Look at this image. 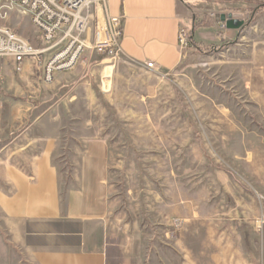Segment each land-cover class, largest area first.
Returning a JSON list of instances; mask_svg holds the SVG:
<instances>
[{"label":"rangeland","instance_id":"rangeland-1","mask_svg":"<svg viewBox=\"0 0 264 264\" xmlns=\"http://www.w3.org/2000/svg\"><path fill=\"white\" fill-rule=\"evenodd\" d=\"M0 25L41 46L20 7L0 4ZM246 31L229 47H192L161 73L87 48L81 66L91 73L60 85H43L38 71L24 81L0 58V147L42 124L35 133L57 138L65 190L83 140L106 139L108 222L128 259L117 264H264V49L249 48ZM19 256L0 227V264Z\"/></svg>","mask_w":264,"mask_h":264},{"label":"crops","instance_id":"crops-1","mask_svg":"<svg viewBox=\"0 0 264 264\" xmlns=\"http://www.w3.org/2000/svg\"><path fill=\"white\" fill-rule=\"evenodd\" d=\"M107 12L97 8L90 29L82 36L88 43L94 39L97 24L101 28L106 14L122 15L123 55L119 60L147 69L145 62L154 61L162 71L175 70L192 47L203 48L230 39L246 42L251 49L263 34L264 0H206L225 11L248 12L254 21L240 33L229 29L221 39L218 24L210 19L198 2L188 0H106ZM236 4L239 7L235 8ZM203 5V4H202ZM237 5V6H238ZM191 30L192 45L182 50L178 44L179 29ZM13 68L12 60L5 59ZM41 62L27 59L20 78L31 82ZM2 63L0 62V70ZM150 70V69H149ZM153 71V70H152ZM88 73L79 65L57 73L52 83L81 79ZM1 75V72H0ZM12 86L20 85L9 79ZM0 82V122L2 96L8 89ZM7 90V91H6ZM32 109L31 107L29 108ZM42 124L32 123L14 134L0 147V227L10 243L18 249L20 264H117L128 259L109 227L111 208L109 183L110 145L104 138L83 140L76 151L72 179L64 190L60 169L54 161L57 138L35 133ZM128 263V262H127ZM252 264V263H251Z\"/></svg>","mask_w":264,"mask_h":264},{"label":"built area","instance_id":"built-area-1","mask_svg":"<svg viewBox=\"0 0 264 264\" xmlns=\"http://www.w3.org/2000/svg\"><path fill=\"white\" fill-rule=\"evenodd\" d=\"M0 4L25 10L41 40V46L36 47L9 26L0 25V58L12 60L17 73L23 71L27 59H36L41 62L39 78L49 84L57 73L75 69L83 61L87 48L97 49L101 55L114 60L123 55L122 15L107 13L104 25L99 28L97 24L93 44L82 37L90 29L97 8L107 12L106 0H0ZM207 15L218 24L224 40L229 30L227 21L240 19L245 25L249 13L210 9ZM178 44L182 50L192 45L190 29L184 26L179 29ZM145 65L154 72H162L154 61Z\"/></svg>","mask_w":264,"mask_h":264},{"label":"water","instance_id":"water-1","mask_svg":"<svg viewBox=\"0 0 264 264\" xmlns=\"http://www.w3.org/2000/svg\"><path fill=\"white\" fill-rule=\"evenodd\" d=\"M243 25H244V22L240 19H229L227 21L228 29H240L241 27H243Z\"/></svg>","mask_w":264,"mask_h":264},{"label":"trees","instance_id":"trees-1","mask_svg":"<svg viewBox=\"0 0 264 264\" xmlns=\"http://www.w3.org/2000/svg\"><path fill=\"white\" fill-rule=\"evenodd\" d=\"M252 21H254V16L251 17V20L249 21V23L247 24V26L242 27L239 31L240 33H242L243 31H245V29L252 23ZM232 44V42L226 43L223 47H229ZM101 59V58H100Z\"/></svg>","mask_w":264,"mask_h":264},{"label":"bare ground","instance_id":"bare-ground-1","mask_svg":"<svg viewBox=\"0 0 264 264\" xmlns=\"http://www.w3.org/2000/svg\"><path fill=\"white\" fill-rule=\"evenodd\" d=\"M111 69H112V66L109 65V66L106 67V69H105L104 72H105L106 74H109ZM110 75H111V74H110ZM106 87H107V85H106Z\"/></svg>","mask_w":264,"mask_h":264}]
</instances>
